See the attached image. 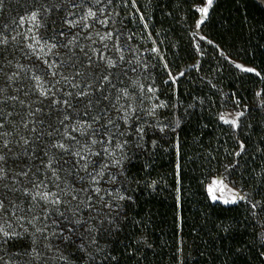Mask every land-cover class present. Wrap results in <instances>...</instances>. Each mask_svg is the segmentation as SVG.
<instances>
[{
  "label": "trees",
  "instance_id": "16d2710c",
  "mask_svg": "<svg viewBox=\"0 0 264 264\" xmlns=\"http://www.w3.org/2000/svg\"><path fill=\"white\" fill-rule=\"evenodd\" d=\"M205 3L0 0V35L7 38L0 62L12 61L6 73L24 66L11 87L0 76L8 95L24 101L0 105L14 112L15 131L10 124L4 129L13 132L12 152L23 151L15 144L21 136L34 140L53 132L34 140L35 177H18L9 186L19 191L6 198L0 191V224L16 233L0 235V264H264V4L213 0L198 37L194 30ZM89 9L95 17H88ZM101 54L116 67H106ZM229 59L257 74L240 71ZM109 73L111 83L101 90L100 77ZM46 88L55 96H39ZM81 89L91 96H75ZM69 92L72 109L53 106V98L64 100ZM37 108L41 112L28 116ZM226 109L241 111L236 127L220 119ZM65 114L75 140L57 123ZM32 119L43 121L35 125L37 133L30 131L32 124L22 126ZM57 141L86 156L87 171L70 153L51 148ZM45 148L60 161L59 188L41 165ZM9 166L20 170L11 159ZM90 173L102 175L94 183ZM217 175L242 190L245 200L212 202L207 183ZM33 180L43 181L46 187L39 190L59 193L64 203L33 201L24 192L36 194ZM67 220L83 224L70 233Z\"/></svg>",
  "mask_w": 264,
  "mask_h": 264
},
{
  "label": "snow or ice",
  "instance_id": "6c2138e0",
  "mask_svg": "<svg viewBox=\"0 0 264 264\" xmlns=\"http://www.w3.org/2000/svg\"><path fill=\"white\" fill-rule=\"evenodd\" d=\"M67 2H71V0H67ZM97 3H99V0H97ZM213 3V0H206V4L207 6L200 8L199 11L203 14L201 17V20L197 23V27L200 26V24H202L204 22V19L207 17L208 15V11L209 8L211 7ZM77 5L75 3H72V7H76ZM43 7L45 8L46 11H51V9L48 8L47 5H43ZM54 7H58L57 5H54ZM68 15H71V13L69 12ZM88 17H95L96 13L94 11H92L91 9L88 10ZM37 18V12H33L31 19L32 20H36ZM102 23H104V21H102ZM62 34V33H61ZM106 38L110 39L111 38V34H107ZM118 39V38H117ZM7 43V38L2 37V35H0V44H6ZM69 43H71V41H69ZM52 47H55V45H52ZM100 60L104 61L105 66L108 68H114L116 67V62L114 60H112L110 57H105L103 54L100 55L99 57ZM121 59H123V57H121ZM45 63H47L45 61ZM12 65V61H7L6 64H4L3 62H0V76H5L6 77V81L8 84V87H11L12 84L14 83L15 80L19 79L20 77V72L24 71V66L20 65V64H16L15 68L17 69L16 71H12L11 73H6L4 71V68L7 66H11ZM91 65V58H89V66ZM53 67L52 64H48V68L51 69ZM237 67H240V65H237ZM244 71H254V69H243ZM50 74L55 77L57 75L56 72H50ZM77 76L81 75V73L78 71L76 73ZM110 75L111 73H109L108 75H104L102 77H100V81H101V90L103 89V83L107 82V83H111L110 81ZM33 80H40L41 77L38 75H34L32 77ZM65 79H67V77H65ZM58 83V81H57ZM8 87H4L3 85H0V105H4V104H8L9 102H13L12 107H14L15 102H19L21 105H24V101L20 100L19 96L17 95H8ZM73 87H79L78 84L73 85ZM87 88H91V85H88ZM14 91L19 92L20 89H14ZM123 92L124 95H127L126 90H121ZM39 96L47 99L49 98L50 94L54 97L55 93L52 92L51 88H46V89H42L39 91ZM25 95H27V93H25ZM66 96V98L64 100H59L56 98L52 99V104L53 106L57 105V104H62L64 105L66 108L68 109H72L73 105L71 102L73 93L69 92V93H65L64 94ZM75 96L83 98V97H89L91 96V92L81 89L80 91L75 93ZM105 99H107V97H104ZM93 101L89 100L86 107L90 108L92 106ZM61 111H63V109H61ZM41 112V109L37 108L34 111H30L28 113V116L30 117H34L36 115V113ZM16 115H19L18 113H15ZM14 115V112L12 111H5L2 108H0V182H4V181H9V183H0V191H2L5 195V198L7 197V193L12 192V191H19V189H13L12 187L9 186V184H16L19 183V180L17 179L18 177H23V178H28L29 174L31 173L33 177H35V172H33L32 170V162L36 160L37 158V149L34 146V140L35 141H39L41 140V138L44 135H47L49 137L53 136V132H40L35 138L34 140L32 138H26L21 136L19 139H17L15 141V144L17 146H20L21 144L23 145V151L19 152V153H13L12 152V148L11 145L13 144V140L9 139V137H11L13 135V132H8V131H4L5 129V125L6 124H10L13 128V131H15L16 129V124L13 120H11L10 118ZM51 115V114H49ZM223 119V117H221ZM69 117L67 116V114H65L63 116V119H58L57 123H59L60 125L64 126V135L72 140H75L76 138L74 136H71V134L68 132V125L65 124V121L68 120ZM100 119L99 116L94 117L93 120L94 121H98ZM228 122V121H226ZM37 123H43V121H36L34 119L32 120H24L22 122V126L27 129L29 127V124H32L33 127L30 129L31 132L33 133H37V128L35 127V125ZM79 123V122H78ZM233 124H235V121H232ZM86 127L87 128H91L92 125L91 124H87V122H85ZM108 124H112V121L109 120ZM58 130V129H56ZM74 131L80 130L77 128H73ZM94 132H103L102 129H95ZM101 143H103L104 141H100ZM92 143H97V141L93 140ZM51 148H55V149H59L61 150L63 153H70V155L75 158L74 159V163L76 165L79 166V168L83 169L84 171H87V168L90 164L89 159L84 156L81 155V153L79 151H71L69 149V146L65 145L63 142L57 141L55 143H53L51 145ZM93 155H99V153H93ZM11 159L13 164H16L17 167L20 169L19 171H16L15 169H13L12 167H5V165L7 164L8 160ZM41 165L45 168L46 171L51 173V176L53 178V183L55 185V187L59 188V184H56L55 181L59 180V175H58V171L59 169L56 167V165H58L60 163V161H58L56 159V156L51 154V150L48 148L43 149V155L41 156ZM19 162V163H17ZM64 164H68V161H64ZM117 164L119 163L118 161L116 162ZM39 167L37 166L36 171H39ZM105 167H107V165H105ZM11 174V175H10ZM92 176V182H96V176L97 175H102V173H96V174H89ZM84 178L81 177V180H83ZM33 187L37 189L36 194L32 195V189H24V192L26 195H31V199L33 201L37 200V198H39L40 200L46 202V203H51L53 205H60L62 203H64V201L60 198V194L56 193V192H51V191H43L41 192L39 189L42 187H46L45 183L43 181H39L36 182L35 180H33ZM64 191V190H62ZM96 193H99L101 190L99 188H96L94 190ZM216 197L213 196V199H215ZM73 199H76L75 196H73ZM225 203H234L235 202V198H233V200L231 201H224ZM5 207V203H4V199H0V212H2L4 210ZM255 207V205L253 206ZM59 216L61 218H65L64 217V213H58ZM73 215H75V213H73ZM66 219V218H65ZM67 222L71 225L67 231L68 232H73V229L77 226H82L83 221L82 220H67ZM10 227V225H9ZM91 230V229H89ZM37 231H41L40 229H37ZM0 235H2L3 237H12L15 236L16 233L14 232H9L7 230H5L4 226L2 224H0ZM65 240L70 239V236H64L63 237Z\"/></svg>",
  "mask_w": 264,
  "mask_h": 264
},
{
  "label": "rangeland",
  "instance_id": "374dc122",
  "mask_svg": "<svg viewBox=\"0 0 264 264\" xmlns=\"http://www.w3.org/2000/svg\"><path fill=\"white\" fill-rule=\"evenodd\" d=\"M259 1L264 4V0H259ZM205 6H207L206 3L200 6V8H203ZM202 15L203 14L200 12V18L198 22L201 20ZM194 32L198 37L202 36L200 33V26L197 27L196 25ZM229 60L232 63V65H234L240 71H244L243 69L250 68V69H254V71H251V73L257 74V70L252 66L247 65L239 60H234V59H229ZM237 65H240V67H237ZM244 72H249V71H244ZM240 115H241L240 110L226 109L223 112H221L220 119L223 122L231 124L233 127H236L238 125V119ZM221 117H223V119ZM232 121H235V124H233ZM207 191L212 199L213 196H215L216 197L215 199L220 200L222 202L226 200L231 201L233 200V198H235V200H238L240 198V193H239L240 191L238 190V188H235L224 175H217L211 178L207 183Z\"/></svg>",
  "mask_w": 264,
  "mask_h": 264
},
{
  "label": "water",
  "instance_id": "95a60500",
  "mask_svg": "<svg viewBox=\"0 0 264 264\" xmlns=\"http://www.w3.org/2000/svg\"><path fill=\"white\" fill-rule=\"evenodd\" d=\"M207 18V17H206ZM205 18V19H206ZM235 187V186H234ZM235 188H237V187H235ZM238 190L240 191L239 193H240V198L238 199V200H235V202L234 203H236V202H238L239 200H245V198H246V196H245V194H244V192L242 191V190H240L239 188H238ZM208 192V191H207ZM242 192V193H241ZM208 195H209V193H208ZM209 197H210V199L212 200V202H221V203H224V204H230V203H225V202H222V201H220V200H217V199H212L211 198V196L209 195Z\"/></svg>",
  "mask_w": 264,
  "mask_h": 264
}]
</instances>
